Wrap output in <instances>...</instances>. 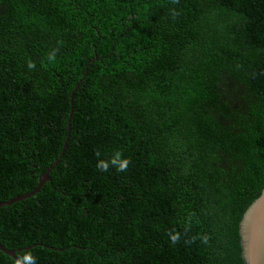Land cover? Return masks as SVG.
<instances>
[{
    "label": "trees",
    "instance_id": "1",
    "mask_svg": "<svg viewBox=\"0 0 264 264\" xmlns=\"http://www.w3.org/2000/svg\"><path fill=\"white\" fill-rule=\"evenodd\" d=\"M116 151L127 171L98 170ZM59 160L40 193L0 207L16 256L245 264L240 223L264 190V0H0V202Z\"/></svg>",
    "mask_w": 264,
    "mask_h": 264
},
{
    "label": "water",
    "instance_id": "2",
    "mask_svg": "<svg viewBox=\"0 0 264 264\" xmlns=\"http://www.w3.org/2000/svg\"><path fill=\"white\" fill-rule=\"evenodd\" d=\"M87 76L88 71L85 74V77ZM78 89L79 87L77 90ZM75 96L76 93H74L72 96V103H74ZM73 114L74 111H72V115L70 117L69 135L62 153L61 160L66 155L70 145ZM61 160H59L57 164L52 169H50V171L43 175L41 185L33 193L15 198L9 202H0V207L9 206L15 202L22 201L25 198H30L33 195L40 193L44 185L51 180L50 175L53 169L61 162ZM240 236L243 249L242 256L245 264H264V190L259 198H257V200L252 203V205L244 214V217L240 223ZM0 251L14 260L17 257L16 252L10 251L1 243Z\"/></svg>",
    "mask_w": 264,
    "mask_h": 264
},
{
    "label": "clouds",
    "instance_id": "3",
    "mask_svg": "<svg viewBox=\"0 0 264 264\" xmlns=\"http://www.w3.org/2000/svg\"><path fill=\"white\" fill-rule=\"evenodd\" d=\"M171 2L173 4H178L179 0H171ZM172 15L173 17H175L179 15V13L173 10ZM48 60L49 62L55 60V51H53V53H51L48 56ZM28 67L29 69L34 70L36 65L34 62L29 61ZM96 155L98 157L96 167L101 172H108L110 168H115L118 172H125L129 168V165L131 163L129 159H126L123 157V153L120 151L114 152L113 155L109 159H99V156H100L99 152H97ZM168 236H169V240L172 245L179 243L181 240V233L175 230L170 231L168 233ZM195 239L196 238H193V242ZM208 240L209 238L205 236L202 238V243H208ZM185 242L188 243V241H185ZM15 264H37V257L34 256L31 252H27L22 255L18 254L17 257L15 258Z\"/></svg>",
    "mask_w": 264,
    "mask_h": 264
}]
</instances>
